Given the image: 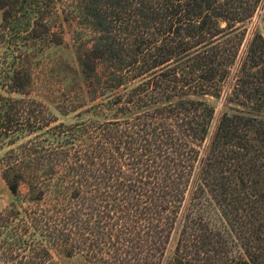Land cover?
Returning <instances> with one entry per match:
<instances>
[{
	"label": "trees",
	"instance_id": "trees-1",
	"mask_svg": "<svg viewBox=\"0 0 264 264\" xmlns=\"http://www.w3.org/2000/svg\"><path fill=\"white\" fill-rule=\"evenodd\" d=\"M65 27L71 124L22 61ZM3 149L0 264H264V0H0Z\"/></svg>",
	"mask_w": 264,
	"mask_h": 264
},
{
	"label": "rangeland",
	"instance_id": "rangeland-1",
	"mask_svg": "<svg viewBox=\"0 0 264 264\" xmlns=\"http://www.w3.org/2000/svg\"><path fill=\"white\" fill-rule=\"evenodd\" d=\"M59 32V31H58ZM60 33V32H59ZM61 45L43 53L45 45L38 46L39 50L25 55L22 59L25 70L30 74V83L25 87V98L40 102L48 109L56 119V123L71 124L75 116L89 107L87 96L79 91L80 70L73 56L78 48L77 42L71 41L69 28L65 27L61 32ZM4 56V55H2ZM208 103L221 114L224 111L234 113L241 110L226 104L224 97L220 100L207 99ZM35 109H39L34 105ZM7 149L0 152V156ZM12 202L7 191L6 184L0 174V212L6 209ZM227 260L233 257V251L229 253ZM19 263V261H18ZM47 264H91L80 256L64 257L53 253Z\"/></svg>",
	"mask_w": 264,
	"mask_h": 264
}]
</instances>
